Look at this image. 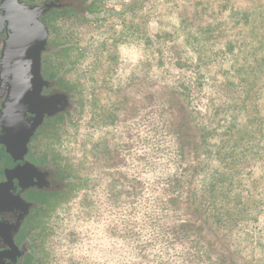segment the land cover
I'll list each match as a JSON object with an SVG mask.
<instances>
[{"label": "trees", "instance_id": "16d2710c", "mask_svg": "<svg viewBox=\"0 0 264 264\" xmlns=\"http://www.w3.org/2000/svg\"><path fill=\"white\" fill-rule=\"evenodd\" d=\"M234 1L133 0L127 9L140 12V22L124 23L125 37L119 41L141 43L157 89H165L171 99L158 107L162 94H157L151 111L135 125L132 142L127 128L118 134L126 164L131 160L134 165L122 175L119 198L114 190L108 192L109 197L116 195L108 201L117 206L118 198L121 210L120 240L111 238L116 231L112 222L107 230L111 242L100 248L108 264H264V242L254 240L251 232L264 220V202L256 200L249 208L252 191L244 201L245 187L240 185L254 175L255 161L264 150V120L251 113H258V95L264 89V0H247L246 6ZM48 2L55 4L52 11L74 13L89 23L100 20L99 0ZM165 3L173 9L180 6L171 12L176 15L174 32L156 30L150 37L147 26L155 16L160 20ZM107 61L102 70L106 78H94V90L104 87L97 90L102 92L96 100L120 84L124 92L128 88L125 77L110 87L117 78L115 54ZM212 65L217 75L210 77L206 67ZM214 89L220 94L219 109H212L203 124L197 111ZM105 99L109 103H101V123L110 140L114 135L108 128L128 121L130 98L124 93ZM138 210L140 220H131ZM249 238L253 257L246 262L241 251L249 246L240 244ZM88 250L95 251L97 260L98 247Z\"/></svg>", "mask_w": 264, "mask_h": 264}, {"label": "rangeland", "instance_id": "374dc122", "mask_svg": "<svg viewBox=\"0 0 264 264\" xmlns=\"http://www.w3.org/2000/svg\"><path fill=\"white\" fill-rule=\"evenodd\" d=\"M54 1L59 2V0ZM131 3L134 5L133 0H99L100 20L98 22H86L74 13H56L57 19L51 25L52 41L55 45L64 46L65 49L59 54L46 56L45 63L54 74L59 75L62 81L64 80L63 82H70L78 93V97L81 95L84 102L80 103L77 100L79 109L73 112L76 116L74 121L71 123L69 121L67 124L61 123L45 135L40 142L39 152H36L40 157L48 155L60 161L66 173H70L75 179L76 186L74 193L66 200L61 199L59 205L51 206L47 213L42 214L44 217L41 221L44 226L42 248L47 264H108L105 253L100 248L106 249L111 242L109 239L111 236L107 230L111 231L112 222L116 231H114L115 236L111 238L120 240L121 228L118 222L121 217L120 200H118L122 192L120 183L123 184L122 175L128 171L130 165L132 167L134 165L131 160L126 164L127 155L125 156L118 147L121 140L118 134L122 133L123 128H127L131 134L130 142L135 139L137 134L134 127L139 123L144 112L151 111L156 103L154 98L157 94H162L161 105L158 107L170 104L171 94L165 89L162 90L161 87L160 90L157 89L156 80L152 78L154 73L151 63L143 60L141 43L134 39L128 43L119 41L120 37L121 39L125 37L124 23L133 20H136V24L140 22L138 15L140 12L134 9L133 13L127 12ZM234 3L246 6L248 1L235 0ZM179 7L174 10L173 5L165 3L160 20L157 22L155 16L148 24V35L152 37L156 30L161 33H173L176 15H172L171 12L178 11ZM109 54H115L117 67L114 77L117 75V78L108 84L111 88L116 87L115 83H118L121 77H125L128 88L124 92L120 84L114 92H103L102 99L96 100L94 96L99 93L97 90L104 87L94 90V78L97 76H102L101 79L106 78L102 70L107 68ZM100 65H102L101 68ZM206 68L210 77L217 75L216 65ZM262 82L264 83V78ZM214 92H216L215 89L207 94L210 98L206 97L197 111L198 119L203 124L209 121L212 109H219L217 106L221 100L220 94L218 92L214 94ZM124 93L130 98L128 121L120 124L122 127L114 124L111 126L112 130L108 128V132L114 135L108 140L109 137L105 132L107 128H102L101 123L103 111L100 108L101 103L102 105L109 103V100H104L107 96H120ZM258 103V113L252 110L251 113L254 117L264 120V89L258 95ZM177 109L179 107L175 105L174 110L177 111ZM180 116L178 115L177 119H181ZM97 123H99L98 129L94 128ZM262 125L264 132V124ZM93 144H99V146L92 148ZM261 145L264 147V137ZM261 151V158L255 161L256 164L252 170L254 175L250 180L245 178L246 180L240 184L245 187L244 201L247 199L248 191H252L249 208L256 200L263 199L264 202V161H259L264 158V150ZM2 171L3 168L0 166V173ZM113 179L115 182H112ZM110 190H114L113 193L117 194V206L114 202L108 201V198L114 200L116 197L114 194L113 197L108 196ZM108 207H111L112 212ZM140 217L141 212L138 210L131 220L137 222ZM261 222L256 223L251 232L254 240L258 238L264 242V220ZM251 242L252 239L249 238L245 243L240 244V247L249 246V250L247 248L243 250L244 252L240 250L242 256L248 260L246 262L253 257L251 248L254 245ZM95 247L99 250L97 260L93 253L95 251L88 250ZM254 255L258 258L261 254L255 252Z\"/></svg>", "mask_w": 264, "mask_h": 264}, {"label": "flooded vegetation", "instance_id": "af4514ba", "mask_svg": "<svg viewBox=\"0 0 264 264\" xmlns=\"http://www.w3.org/2000/svg\"><path fill=\"white\" fill-rule=\"evenodd\" d=\"M44 5L45 0H0V264H47L42 248V214L76 189L75 179L60 161L36 154L45 135L61 123L74 121L77 100L84 102L73 85L63 82L45 63L46 56L59 54L63 49L52 41L51 25L59 12L51 10L53 2L46 12L35 17L33 33L28 36L17 32L14 25L18 18L10 10L22 14L23 9V16L27 17V8ZM44 30L47 36L39 74H26L25 68L20 67L24 52L35 43L39 46ZM29 75L35 79L31 85ZM37 93L40 97L33 110L16 98Z\"/></svg>", "mask_w": 264, "mask_h": 264}, {"label": "water", "instance_id": "95a60500", "mask_svg": "<svg viewBox=\"0 0 264 264\" xmlns=\"http://www.w3.org/2000/svg\"><path fill=\"white\" fill-rule=\"evenodd\" d=\"M18 1V0H17ZM52 5V3H47L44 6L41 7H37V8H27L26 13H27V17L23 16V14L25 13V11L23 9H21L22 14H18L14 11V9H10L12 10L16 15H12L14 18H18L17 23H15L14 27L16 28L17 32L19 33H26L28 34V36L33 33L32 27L35 26V17H37L38 15H41L42 13L46 12L48 10V8H50ZM36 24L40 27H42V24L40 22H36ZM23 27H28V29H22ZM44 28V27H43ZM44 37L41 41V43L36 44L33 47H29L27 51L24 52V56H23V62H21L20 67L21 68H25L24 72L27 71L26 74L28 73H32L35 72L37 74H39V66H40V58H41V50H43L44 45L46 43V36H47V32L46 30H44ZM30 41V39H29ZM25 42L27 43L28 40L26 39ZM26 74L24 75V77L26 76ZM22 75H20L21 77ZM40 77V76H38ZM23 79L20 80V82H22ZM35 79L31 78L29 75L28 78V82L29 85H31L30 82H34ZM18 82V79H17ZM38 97H40L39 93H37L36 95L33 96H19L16 97L18 99V101L20 103H23L25 107H27L30 110H33L35 108V106H37V99Z\"/></svg>", "mask_w": 264, "mask_h": 264}]
</instances>
